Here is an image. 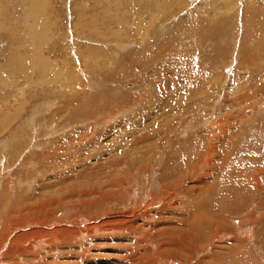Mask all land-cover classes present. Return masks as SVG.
Returning <instances> with one entry per match:
<instances>
[{
    "label": "rangeland",
    "instance_id": "374dc122",
    "mask_svg": "<svg viewBox=\"0 0 264 264\" xmlns=\"http://www.w3.org/2000/svg\"><path fill=\"white\" fill-rule=\"evenodd\" d=\"M0 264H264V0H0Z\"/></svg>",
    "mask_w": 264,
    "mask_h": 264
},
{
    "label": "bare ground",
    "instance_id": "6f19581e",
    "mask_svg": "<svg viewBox=\"0 0 264 264\" xmlns=\"http://www.w3.org/2000/svg\"><path fill=\"white\" fill-rule=\"evenodd\" d=\"M34 246V245H33Z\"/></svg>",
    "mask_w": 264,
    "mask_h": 264
}]
</instances>
